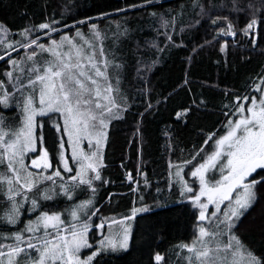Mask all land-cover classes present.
Returning a JSON list of instances; mask_svg holds the SVG:
<instances>
[{
	"label": "trees",
	"instance_id": "16d2710c",
	"mask_svg": "<svg viewBox=\"0 0 264 264\" xmlns=\"http://www.w3.org/2000/svg\"><path fill=\"white\" fill-rule=\"evenodd\" d=\"M252 19L256 24L245 34ZM41 24L50 27L40 29ZM229 24L234 35H221ZM0 27L11 34L0 43L3 87L12 60L67 35L76 42L93 41L97 53L103 49L101 60L112 61L126 100L125 107L113 109L120 118L111 119L106 129L101 180L91 186L75 182L74 199L69 198L72 185L64 184L68 191L42 201L39 211L65 213L72 202L88 198L85 219L103 213L108 224L130 216L134 208H147L135 217L128 250L101 253L92 264H156L157 254L163 257L160 264H188L178 248L197 233L198 211L187 200L196 190L183 197L169 168L173 162L185 164L186 173L193 170L228 131L229 119L239 118L237 104H244V97H261L264 0H0ZM33 40L36 44L26 47ZM21 117L17 106L0 104V128H16ZM44 127L49 159L57 167V130ZM8 172L0 164V175ZM262 177L264 169H258L249 180ZM258 187L260 202L232 232L246 260L251 253L264 264V186ZM5 199L0 184V208ZM17 228L0 223V237Z\"/></svg>",
	"mask_w": 264,
	"mask_h": 264
},
{
	"label": "snow or ice",
	"instance_id": "6c2138e0",
	"mask_svg": "<svg viewBox=\"0 0 264 264\" xmlns=\"http://www.w3.org/2000/svg\"><path fill=\"white\" fill-rule=\"evenodd\" d=\"M216 22L213 20L214 24ZM255 24L256 20L252 19L245 29V34ZM49 27L48 24L39 25L40 29ZM94 29L95 26H93ZM220 34L234 35L232 26L229 24L227 30L221 29ZM77 35L82 34L78 32ZM94 35L99 39L98 32L94 31ZM64 42L68 44L67 51L64 50ZM84 43L90 51L74 43L68 36H64L62 41H53L47 48L44 44H39L41 51L48 52L51 59L46 60L39 67L34 62L33 67L28 69L30 75L27 84H20L17 88V91L31 89L23 99L22 127L13 133L15 139L8 141H5L8 133L0 129V149H2L0 164L7 162L8 171L12 174L11 176L0 175V184L8 185L7 195L12 202L8 213L0 217L8 224L14 225L18 221L19 209L23 207L14 199L21 193L13 186V178L20 189L31 191L35 187V182L28 179L34 174L28 172L27 166L23 164V157L28 152L37 151L34 137L36 116H45L50 112H58L64 116V133L69 136L70 141L75 137L73 160L79 164V170L70 178L72 181L78 180L82 185L91 186L92 180H101L98 169L103 167L102 147L107 141L106 129L111 119L120 118L113 112V109L117 107L113 93L118 89L110 83L109 68L113 66L112 61L98 59L105 56L103 49L97 53L91 41L85 40ZM33 44H36L35 40L26 47H31ZM221 50L223 51V48ZM34 56L33 52L28 59L32 60ZM2 59L4 57L0 56V60ZM11 63L18 66L14 60ZM115 67L118 68L119 65ZM6 75L11 82L13 73L8 72ZM16 79L19 80L20 77ZM0 87H3L2 82ZM257 91L262 92L261 97H244L245 103L237 104L239 118L235 121L229 119L227 133L216 139L213 152L191 172V176L197 178L200 185L199 191L189 198L193 207L199 209L198 221L204 222L215 217L212 223L217 231L201 225L199 235L193 242L182 246L189 254L185 257L188 264H239L236 257L243 249V245L232 230L238 226L241 218L260 202L261 194L258 186H264V177L249 180V177L258 169H264V89L257 88ZM8 98L9 93H5L3 98H0V104L7 106ZM37 99L39 107L34 106V101ZM81 139H87L89 147H93V141H95V150L78 155L75 144H78ZM211 139L210 136L209 140ZM61 147L63 148V144ZM47 156L48 153L42 151L39 158L32 159L31 166L45 170L51 168L52 165L48 162ZM60 158L64 170L72 172L73 169L68 166L62 153ZM17 164H20V168L16 167ZM21 169L27 173L23 177V183H21ZM89 170L95 175L89 177L87 175ZM210 170H218L221 174L220 178L209 182L211 178H207L206 174ZM180 171L182 169L176 172L177 176H180ZM60 175L59 171H54L46 179L52 180L53 176ZM131 179L129 174V180ZM180 183L182 196L186 192H193V188L184 183L182 177ZM61 189L64 192L68 191L64 185H61ZM91 190L95 192L96 189L93 187ZM202 197L205 200H202ZM44 198L51 199V196L45 194ZM69 198H71L70 195ZM225 201L228 202L225 206L226 210H222L220 205ZM35 203L36 201L33 200V207ZM91 203V200L85 201L74 209L71 213L73 220L79 219L77 214L79 208L87 207ZM209 205H214L216 211L209 213L207 211ZM146 211H148L147 208H134L132 217L128 219H132L139 212ZM217 213H222V218ZM95 214L93 212L91 215ZM61 224L63 221L59 214L41 213L35 222L25 226L23 232L29 233L27 239L23 232L16 233L14 234L15 245H8L7 251L0 247V264H5V260L7 264H92L101 252L126 251L128 248L130 227L126 226L117 239L106 236L101 240L98 249L82 258L81 250L92 247L86 237L89 224L87 222L83 225L73 223L70 229L62 228ZM96 227L103 228L104 224H98ZM41 228L42 234L36 235ZM224 235L229 237L226 244L217 239ZM213 241H216L215 247L210 246ZM222 251L231 252L232 259L229 260L227 255L219 256ZM247 255V264H257L251 253ZM162 259L163 257L157 254L156 264H160Z\"/></svg>",
	"mask_w": 264,
	"mask_h": 264
},
{
	"label": "rangeland",
	"instance_id": "374dc122",
	"mask_svg": "<svg viewBox=\"0 0 264 264\" xmlns=\"http://www.w3.org/2000/svg\"><path fill=\"white\" fill-rule=\"evenodd\" d=\"M7 38H11V34L9 32H7L5 29L0 27V43L4 42ZM57 41H62V39L57 40ZM52 42H53V40L48 45L44 44L45 47L46 48L49 47L52 44ZM84 42H85L84 38L82 39L81 42H76V40L74 41V43L82 45L85 47L86 50L90 51V49H88V46ZM91 42L94 46L96 45L98 47V44H95L93 41H91ZM40 44H43V43H40ZM38 45L31 52H29V54L24 52V54L21 55V57L17 58L19 60L14 59V61L17 62L18 66H14L11 63V70L8 71V72H12L13 76H12L11 82H10L9 77H8L7 87H5V86L3 87L4 90H3V94H2L1 98H3L5 93H9V98H8L7 106L2 104V107L8 108V107H12V106H17L21 111L22 117H21V121H20L19 125L16 128H13V129L5 128V127L0 128L4 132L8 133V135L5 136V141L15 139V137L13 136V133L17 132L22 127L21 122L23 119V113H22L21 109L23 106V99H24V96L27 95V93L31 91V89H23L22 91H17V88L20 86V84H27L28 78L30 75V73L28 72V69L33 67L34 62L36 64V66L39 67L40 65L44 64V62L46 60L51 59L50 54L48 52H42L41 49L38 47ZM67 49H68V44H67V42H64V50L67 51ZM33 52L35 53V56L33 57L32 60H29L28 56L30 54H32ZM98 59H101V57H98ZM31 75H34V74H31ZM109 76H110V83L115 85L116 88L118 89L116 92L113 93L114 98L116 100V104H117V107L114 108V110L117 111L116 109H119V108L126 106V100L124 98L125 96L120 91L121 86H120L119 77L117 74H114L110 68H109ZM17 77H20V79L17 80L16 79ZM8 88H10V90ZM263 89H264V87H263ZM34 106L39 107L38 99L34 101ZM46 116H50V118L43 121L44 117H46ZM35 122H36V125L34 127V137H35V147H36L37 151L28 152L23 157V164L25 166H27L28 172H31L34 174L33 176L28 177V179L35 182V187H33L31 192L27 191L26 189H20V186L15 183V178H13V186L15 188L19 189L20 193H21L20 195H17V196H20L19 198H17V196H15L14 199L18 203H21L23 205V207H21L19 209V219L14 225L8 224L4 220L0 219V223L7 224V225H10L13 227L18 226L17 230L8 231L4 236H1L2 240L9 238L7 241H5L6 243L14 238V234L23 232V230L25 229V226L28 225L30 222H35L37 220V218L41 215V213H46L44 211L40 212L39 210L41 207L40 206L41 202L44 200H47V199L40 198V194H37V192L35 193V191H36V189H38V187H42V188L46 187L45 184L40 185V182L43 181L44 179H46V177L51 175L54 171H59L61 174L60 176H53V178H52V180H58L57 183H60L61 181H63L65 177L68 178L67 183H64V184L72 185V189H71V193H70L71 199H74V197L76 196V193H77L76 188L78 187V185H76L75 182H77L78 180L72 181L70 179L73 175H75L76 171L79 170V164L73 160V146L75 143V137H73V140L70 141L69 136L64 133V127H65L64 116H62L58 112H50L48 115H45V116H36ZM45 125L53 126L57 130L58 139H57V143L55 144L56 148H58V150H59V155H58L59 156V165L57 167H54L53 162L50 161L49 153H48L47 147H46L45 142H44V139H45V134H44L45 133V127L44 126ZM62 144H63V148L61 147ZM105 144H106V142L103 143V147H102V161H103V152H104ZM75 147H76V151H77L78 155L80 153H91L92 151L95 150V141H93V147H89L87 139H81L78 144H75ZM0 151H2V149H0ZM42 151H46L48 153L47 159H48V162L51 163V165H52L51 168H48L46 170L43 168L37 169V168H34L31 166L32 159L39 158L42 154ZM61 153L63 154L64 159L68 162V166L73 169L72 172H66L64 170V165H63L61 158H60ZM41 163H43V161H41ZM5 164L7 165V162H5ZM16 167L20 168V164H17ZM180 169H182V171H180V176H177L176 172L179 171ZM193 170H194V168H193ZM193 170H190L186 173L185 164L173 163V162L171 163L170 168H169V177H170L172 182L176 183L179 186L180 192H181V183H180L181 177L183 178L184 183L188 184L190 187L193 188V192L195 190H196V193L199 191V187H200L199 180L197 178H194L191 176V172ZM91 174H94V173H92L89 170L87 175L90 177ZM5 175L11 176L12 174L10 172H8ZM26 175H27V173L24 172L23 169H21V177H22L21 183L24 182L23 177ZM220 175L221 174L218 170H210L206 174V177L211 178L209 182H214V180H217L220 178ZM61 177H63V179H61ZM46 181H48V180H46ZM50 183H51V181H50ZM2 187H3V193L6 197V199H5L6 200L5 201L6 206H1L2 209L1 208L0 209L3 210L6 207V210L3 213L0 212V214L2 217H4L8 213L12 202L9 200V198L6 195L8 185L6 183H4V184H2ZM189 193H192V192L184 193L183 197L187 196V194H189ZM25 197H27V199H25ZM190 197H192V196H189L187 200L191 203V200L189 199ZM33 200L36 201L35 207H33ZM88 200H90V199L87 198V199L79 200L77 202H72V204H70L72 206L67 207L65 213L63 212V213L59 214L61 220L63 221V224H61L60 226L63 228L70 229L71 225H67V224H73V223H75L77 225H83L85 222H87L89 224V229L86 233V237L88 239L89 244L92 247L82 249L81 253H80L81 257L84 258L87 255H89L92 251L98 249L100 247L101 240H103L106 236L111 237L113 239H117L123 233V228L126 226L130 227V238H129V243H128V248H129L135 217L140 212L137 213L132 219H128V217H132L133 213L126 218L119 219V220H112L110 223L104 224V222L102 220V218H104L103 213L97 214L96 217L94 215L89 219H85L88 217L89 208L91 206V205H88L87 207H83V208L78 209L77 214H78L79 219L74 221L73 217L71 215L72 211L74 209H77L79 205H81L83 202L88 201ZM202 200H205V198L202 197ZM227 203L228 202L225 201L224 204L220 205V208L222 210H226L225 206L227 205ZM196 209H197L198 215H199V209L198 208H196ZM207 211L209 213H211L213 211H216V208L214 205H209V208ZM25 214L27 215V217H25L24 222L19 224L21 222L22 217ZM217 215L221 216V218H222V213H217ZM213 220H215V217H211L209 220L204 221V222L199 221V224L197 225V233L194 236V238H196L199 235V227H200L201 223H202L201 225H204L206 228L211 227L213 231H217L216 227L212 223ZM101 223L104 224V227L103 228H97L96 225L101 224ZM18 224L21 226H19ZM33 226H35V225H33ZM221 228H223V225H221ZM42 232H43V229L41 228L40 232H37L36 235H41ZM23 235L25 238H27L29 236V233L23 232ZM194 238L192 239L191 243L193 242ZM228 238L229 237L227 235H224V236L218 237L217 239L221 243L226 244L228 241ZM191 243H189V244H191ZM215 244H216V241H213L210 246L215 247ZM128 248H127V250H128ZM178 249L181 252L185 251L186 256L189 255L187 253V251L185 249H183V247L180 246ZM5 250H8V249L6 248ZM106 252L119 254L121 252H125V250H118L116 252H112L109 250V251H104L101 253H106ZM225 255L228 256L229 260L232 259L231 252L225 253L222 251L219 253V256H221V257H224ZM236 259L239 262V264H247V260L245 258V254L243 252V249L241 250L240 254L236 257ZM5 264H7L6 260H5Z\"/></svg>",
	"mask_w": 264,
	"mask_h": 264
},
{
	"label": "crops",
	"instance_id": "0c3cea01",
	"mask_svg": "<svg viewBox=\"0 0 264 264\" xmlns=\"http://www.w3.org/2000/svg\"><path fill=\"white\" fill-rule=\"evenodd\" d=\"M47 179H44L43 181L40 182V185H43L45 184L46 187H44L42 190H39V188H42V187H38V189H36L37 191H35V193L37 192V194H40V198H44V195L45 194H48L51 196V199H54L56 197H61L64 195V192L62 189H61V185H64V182H60V183H57L56 180H53L51 183L50 181L51 180H48L46 181ZM55 181V182H54ZM68 180H66V183H67ZM31 192V191H30ZM6 195H7V192H6ZM8 197V195H7ZM20 196H17V198H19ZM6 198V197H5ZM45 199V198H44ZM50 199V200H51ZM4 204L3 206H6V202L3 201ZM67 225H72V224H67ZM63 228V227H62ZM28 238V237H27ZM25 238V239H27ZM9 238H6V239H1L0 237V247L3 248L4 251H7L5 250L7 248L8 245H15L16 241L15 239L13 238L12 240L8 241L7 243L5 241H7ZM5 242V243H4ZM4 243V244H3ZM23 246V245H22Z\"/></svg>",
	"mask_w": 264,
	"mask_h": 264
}]
</instances>
